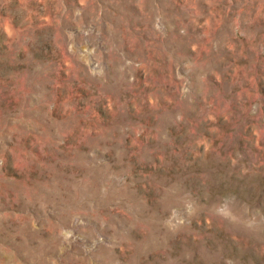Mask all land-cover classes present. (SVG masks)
I'll use <instances>...</instances> for the list:
<instances>
[{
  "label": "rangeland",
  "instance_id": "rangeland-1",
  "mask_svg": "<svg viewBox=\"0 0 264 264\" xmlns=\"http://www.w3.org/2000/svg\"><path fill=\"white\" fill-rule=\"evenodd\" d=\"M0 264H264V0H0Z\"/></svg>",
  "mask_w": 264,
  "mask_h": 264
}]
</instances>
